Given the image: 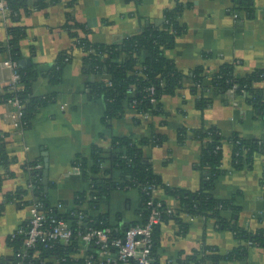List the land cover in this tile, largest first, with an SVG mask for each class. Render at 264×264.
I'll return each instance as SVG.
<instances>
[{"label":"crops","instance_id":"crops-1","mask_svg":"<svg viewBox=\"0 0 264 264\" xmlns=\"http://www.w3.org/2000/svg\"><path fill=\"white\" fill-rule=\"evenodd\" d=\"M179 1L191 3L177 16L185 29L177 36L174 47L165 54L180 71L187 73L202 66L207 74V84L208 74L223 63L231 64L238 76L256 68L264 69V0H251L254 12L250 17L243 10L235 9L232 0ZM35 3L36 0H28L30 10L23 13L17 23L25 27V35L19 43L24 65L35 63L41 70H48L58 53L66 48L70 49L72 58L57 81L39 75L32 82L34 95H53L54 99L38 110L29 128H22L11 102L0 103V133L6 134L7 155L13 159L8 166L10 174H6L0 165V204L3 205L0 257L12 253L6 239L30 215L29 204L18 205L6 196L18 187L26 189L28 173L24 164L35 161L38 168H43L45 151L48 183L51 184L47 188L48 201L51 205L64 202L71 206L78 193L87 195L89 192V182L82 178L72 161L77 156L89 159L93 144L108 149L112 136L165 135L166 140L161 146H144V156L166 185L191 191L198 190L201 183V172L194 167L201 145L190 133L183 142H178L176 135L180 128L191 130L215 125L225 136L238 133L243 138L264 140V122L255 116L242 96L229 90L222 96L213 97L209 106L198 109L197 96L190 93L191 81L188 79L175 95L163 96L160 114L144 118L128 109L124 116L113 118L108 125L102 122L104 103L100 99H88L86 84L107 81L109 76L83 71V52L75 46L76 38L70 36L66 24L76 23L78 37L90 42L119 43L148 24L157 26L155 21L162 19L163 10L174 5L175 0H46L42 7H36ZM8 13L0 10V42L6 40V28L13 24ZM66 14L71 19L67 20ZM5 61H8L7 55L0 53V95L11 79L12 70ZM223 151L225 173L216 179L212 193L218 199H234L238 205L236 214L232 210L222 212L227 221L237 218L240 227L255 231L264 226V189L260 184L264 153L256 154L250 167L235 170L231 166L230 146L224 144ZM153 196L162 200L169 210L178 207L177 199L160 187L154 189ZM30 199L31 194L26 191L19 201ZM138 203L136 189H114L91 214L106 213L121 228L136 219ZM116 216L121 219L117 220ZM180 218L187 224L183 233L174 219L159 223L161 263L179 264L180 258L203 243L217 247L221 253L237 246L232 231L216 228L211 217L181 212ZM220 264H264V248L250 247L243 261L225 260Z\"/></svg>","mask_w":264,"mask_h":264},{"label":"trees","instance_id":"trees-1","mask_svg":"<svg viewBox=\"0 0 264 264\" xmlns=\"http://www.w3.org/2000/svg\"><path fill=\"white\" fill-rule=\"evenodd\" d=\"M58 0H49L56 2ZM235 9L243 10L246 16L253 15L251 0H232ZM9 8V17L13 24L6 28L7 38L0 42V53H5L8 60L13 63L14 70L19 75L17 83L8 84L0 95V103L16 101L21 105L18 110L19 121L23 129L31 126L32 119L38 110L51 102L53 95L36 96L32 93V82L39 76H47L51 81H57L66 63L71 61L72 54L69 48L61 50L54 64L48 70H41L37 64L28 63L21 65L20 40L25 35V27L17 24L23 13L29 12L28 0H6ZM46 0H36L35 6L42 7ZM191 3H183L175 0L174 5L167 7L162 13V23L159 26L146 25L139 33L123 38L119 43H93L86 38L77 35L76 23L66 24L71 37L76 38L75 46L82 52V69L91 74H107L108 80H96L86 84V95L90 100H102L104 112L102 122L106 125L113 118H121L126 110L133 109L138 114L148 113L150 116L160 114L163 110L162 98L164 95L173 96L177 90L184 86L185 80H190L189 91L195 94L196 107L203 109L209 106L213 97L222 96L233 89L238 95L250 104L255 116L264 122V69L256 68L252 72L238 76L234 73L231 64L223 63L208 74L209 81L205 83V69L202 66L194 67L187 73L180 71L174 61L168 58L165 51L174 47L176 38L185 29L177 19L178 14ZM67 20L71 19L66 14ZM16 22V23H14ZM207 92L211 94L206 95ZM190 135L200 142V155L194 165L201 172L200 187L196 191L181 189L166 185L162 177L157 174L148 159L144 156V146H161L166 136L153 134L151 137L134 138L131 136H112L108 149L93 144L90 149L89 159L77 156L72 165L79 168L81 176L89 182V194L78 193L74 202L84 203L90 209L98 210L99 203L107 199L114 189L127 191L136 189L139 193L138 208L135 211L136 219L124 224L121 228L114 224L106 213H98L89 223L97 228L111 227V236H121L122 231L129 225L145 223L151 205L148 201L152 197V190L160 187L167 195L177 199L178 207L169 210L165 203L153 197L154 203L158 200L162 203L161 221L174 219L179 224V231L183 233L187 227L180 218V213L185 212L191 216L203 215L215 220L218 229L232 231L238 241L237 246L221 253L217 247L205 243L179 260V264H220L225 260L243 261L248 255L250 247L264 248V226L255 231L240 227L237 218L227 221L222 212L232 210L238 213L239 207L234 199H218L212 190L216 179L225 173L222 167L223 146H230L232 169L250 167L255 155L264 153V140L247 139L238 133L228 136L222 134L215 125L204 126L187 130L180 128L177 132L178 142H183ZM6 134L0 133V165L6 174L9 163L13 160L7 155ZM38 163L28 161L24 169L28 173V180L32 183V192L18 187L14 192L7 194V200L20 199L27 191L32 198H39L44 203V208L50 207L47 190L42 183L43 168H38ZM2 178L0 177V183ZM260 184L264 189V167ZM51 184L48 183V186ZM264 197V190H263ZM31 198V199H32ZM30 200L16 202L18 205H26ZM3 205L0 204V213ZM92 210V211H93ZM76 211V210H74ZM54 217L68 218L69 214H61L51 210ZM119 216V215H118ZM117 220L120 217L116 216ZM85 220H89L85 218ZM151 264L161 263L159 259V224L155 225L152 235ZM12 249L8 256L0 257V264H54L53 261L44 259L54 258L57 264H75L76 260L66 257L68 253L75 252L73 245H60L55 241L37 244L33 249H28L24 255H17L23 242V235L15 233L6 239ZM61 258H64L61 260ZM129 264H136L131 260Z\"/></svg>","mask_w":264,"mask_h":264},{"label":"built area","instance_id":"built-area-1","mask_svg":"<svg viewBox=\"0 0 264 264\" xmlns=\"http://www.w3.org/2000/svg\"><path fill=\"white\" fill-rule=\"evenodd\" d=\"M0 10L9 11L6 0H0ZM7 62L12 70L9 84L16 83L20 86V83H17L19 75L14 70L13 63L9 60L4 63ZM9 102L18 113L21 105L16 101ZM141 115L144 118L150 117L148 113ZM77 169L80 172L79 168ZM25 186L31 193L32 183L27 181ZM153 191L154 189L148 201L151 207L145 223L129 225L122 231L121 236L117 237L111 236V227L97 228L89 223L96 215L91 214L93 209H90L87 204L75 203L70 206L64 202H57L45 209L41 199L31 197L28 219L10 234L11 236L15 233L23 235V242L17 255H24L28 249H33L37 244L55 241L60 245L75 247L76 254L70 252L66 256L74 258L75 264H129L131 260H134L136 264H151L153 262L151 256L153 229L161 222L162 213V203L158 200L154 203ZM86 198L91 199V195L88 193ZM14 200L19 201L16 198ZM55 209L61 214L68 213V218L54 217L51 210ZM88 217L89 220H85ZM49 260L57 264L54 258L44 259L42 263Z\"/></svg>","mask_w":264,"mask_h":264},{"label":"water","instance_id":"water-1","mask_svg":"<svg viewBox=\"0 0 264 264\" xmlns=\"http://www.w3.org/2000/svg\"><path fill=\"white\" fill-rule=\"evenodd\" d=\"M162 23V19H158L157 21H155V25H160ZM24 60H21L20 61V64L21 65H24ZM44 158H43V161H44V165H43V171H42V183H43V186L45 188V190H47L48 188V156H47V153L46 151L44 152Z\"/></svg>","mask_w":264,"mask_h":264}]
</instances>
